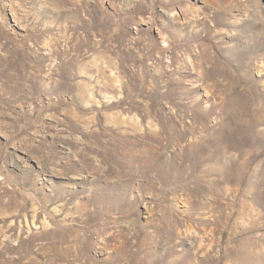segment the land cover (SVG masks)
I'll list each match as a JSON object with an SVG mask.
<instances>
[{"label":"rangeland","instance_id":"obj_1","mask_svg":"<svg viewBox=\"0 0 264 264\" xmlns=\"http://www.w3.org/2000/svg\"><path fill=\"white\" fill-rule=\"evenodd\" d=\"M181 254L264 264V0H0V264Z\"/></svg>","mask_w":264,"mask_h":264},{"label":"bare ground","instance_id":"obj_2","mask_svg":"<svg viewBox=\"0 0 264 264\" xmlns=\"http://www.w3.org/2000/svg\"><path fill=\"white\" fill-rule=\"evenodd\" d=\"M246 192H248V190H246ZM253 255H252V257L254 258V260H256L258 262H261L262 254H260V255L253 254ZM159 260H160V258H159ZM188 260H190L188 254H181L179 257L176 256L172 261L170 260L168 263L165 262V264H177V263L178 264H188ZM160 263L162 264V261L161 260H160Z\"/></svg>","mask_w":264,"mask_h":264}]
</instances>
